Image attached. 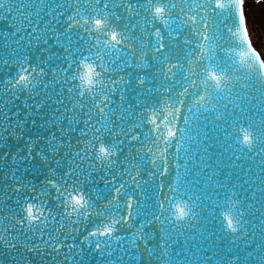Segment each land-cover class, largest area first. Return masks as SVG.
Instances as JSON below:
<instances>
[{
	"label": "snow or ice",
	"instance_id": "1",
	"mask_svg": "<svg viewBox=\"0 0 264 264\" xmlns=\"http://www.w3.org/2000/svg\"><path fill=\"white\" fill-rule=\"evenodd\" d=\"M248 3L0 0L5 25L0 66L16 69L0 82V123L8 121V106L21 93L32 116L33 94L59 81L66 87L51 101L48 122L54 129L69 124L67 131L59 127L64 139L58 141L55 131L48 140L53 155H60L56 145L65 149L60 159L66 169L59 181L47 179L40 189L21 178L16 166L32 158L33 138L27 137V151L20 155L24 149L7 151L0 134V246L14 253L11 264H79L85 247L104 264H122L123 257L111 259L113 244L119 249L127 241L139 261L141 247L149 257L157 254L153 240L157 264H209L196 256L174 262L171 247L180 236L186 241L197 234L202 240L215 236L210 222L218 223L234 246L242 241L245 247L243 255L234 253L222 264H264V57L252 41ZM258 26L264 43V5ZM50 40L63 50L64 63L46 71L54 55ZM33 50L39 53L35 63ZM153 63L159 66L161 99L133 111L125 103L128 70H146ZM137 83L144 85L146 77L139 75ZM50 99L45 91L35 109L42 111ZM206 122L215 140L229 148L227 171L223 160L210 158ZM25 123L17 122L20 131L11 133L13 139L23 136ZM74 132L79 135L72 140ZM39 155L49 159L43 151ZM244 161L249 162L246 179L237 172ZM97 173L112 189L102 206L81 187ZM49 174L55 176V169ZM148 187L151 211L145 207ZM92 217L101 219L88 229Z\"/></svg>",
	"mask_w": 264,
	"mask_h": 264
},
{
	"label": "water",
	"instance_id": "2",
	"mask_svg": "<svg viewBox=\"0 0 264 264\" xmlns=\"http://www.w3.org/2000/svg\"><path fill=\"white\" fill-rule=\"evenodd\" d=\"M122 17L125 16V13L122 9L118 10ZM44 15L43 13L41 14ZM123 23V21L121 22ZM43 25L41 24V27ZM5 27L3 22H0V30ZM27 33V29L25 32H22L21 35H25ZM225 36L227 34L225 33ZM223 43V41H221ZM48 47L51 49V52L54 54L53 59L47 65H45V70L49 71L55 67L61 66L64 61L60 59L64 55V52L61 48L55 46V44L50 40ZM174 51H182L174 50ZM0 55H5L4 52H0ZM38 52L33 50V62H36ZM158 65L153 63L151 67L146 70H136L129 69V80L131 81L128 85V91L125 93L126 100L125 103L133 106V111L138 110L142 106H146L147 104H155L158 103L161 99V92L157 91V89L161 88L162 80L161 75L158 71ZM15 66L4 67L0 66V82H3L6 77L15 75ZM143 74L146 77V83L144 85H139L137 83V77ZM48 80L52 79V76L49 75L47 77ZM61 87H66L65 85H61L59 81L53 84L50 89H47L48 96L51 99L46 103L45 108L40 111L35 109V103L40 102L45 99V91H41L39 96L33 94V98L29 100V103L32 106V111L34 114L29 116L26 114V110L24 109V101L26 99V94L21 93L19 100H13L11 104H9V119L5 123H0V134L5 136L7 139V151L15 152L17 149H24L20 155H25L28 148L27 137L31 136L35 141V147L32 150V158L26 161L18 160L16 162V166L20 169L19 176L23 178L25 181H30L34 183L37 189L41 187H47L44 184V181L47 179H59L62 177L66 164L63 162L61 156H63L65 149L56 145L59 148L60 155H53L50 152V148L48 146V140L50 133L56 131L57 140L64 139L59 134V127H62L64 131H67L69 128V124L67 121L61 122L58 128L54 129L53 126L48 122L51 119V115L54 109V105L52 104V100H55L58 94V91ZM141 93H144L143 95ZM65 104H68V101L65 100ZM55 107H59L56 105ZM35 119L36 123L32 124L31 121ZM18 121H26L23 128V136L20 139H13L11 137V133L13 131L19 132L20 129L16 127ZM205 128L209 129V141L213 143V147L210 153V158L213 163H216L220 160L225 162V171H227V161L229 159V148L226 147L222 142H217L215 140L216 133L211 130L210 124L205 123ZM78 132H74L71 134V139L75 140L78 137ZM37 137L39 139H37ZM105 142H110V138L106 137ZM129 146L125 144V148ZM4 149H0V153H2ZM43 151L46 155L49 156L47 161L41 159L39 153ZM127 153L122 154L126 156ZM135 155V153H133ZM64 159H67L64 156ZM249 166V162H242V169H238L237 172L241 178L246 179L244 176V172L247 171ZM9 167L11 165L9 164ZM55 169V176H51L49 174V168ZM150 165L147 161L143 162L144 170H147ZM25 169L27 171H25ZM84 169L87 170V164L85 163ZM0 170H3V165L0 164ZM210 174V173H209ZM235 179V177H233ZM4 183L3 171H0V186ZM81 187L84 191L89 194V196L94 200L97 206H102L107 199L111 198L112 189L111 186L107 185L102 179H100V174H94L92 181L82 183ZM51 192L55 193V189H51ZM153 195V190L151 187H148L146 196L149 197L145 201V207L148 211H151L152 200L150 197ZM53 196L48 197V202L50 207H55L56 202ZM99 197V199H96ZM259 207V205H258ZM100 217H92L91 223H89L86 227L88 229L91 228L92 224L98 223L100 221ZM211 220V218H210ZM209 227L216 233L215 236L208 238L207 234L205 237L201 238L199 234H197L195 240H185L184 236L178 237L179 243L173 245L171 247V259L175 262L177 260H185L190 259L193 256L198 257L203 261H208L209 264H222V261L226 260L229 256L234 253H239L243 255L245 251V247L242 241H237V245L234 246L231 243V237L227 234H223L221 230V226L216 223H209ZM202 241V242H201ZM67 243H71V241H67ZM127 241H124L119 245V249H123L121 252L116 244L112 245V250L114 252V256L111 259H118L123 257L122 264H157V256L159 255L158 242L156 240L152 241L153 248L156 249V255L149 257L144 248L141 247L140 252L143 254L142 258L139 261H135L136 251L131 247H125ZM67 254V253H65ZM14 253L11 251H6L2 246H0V264H11L12 257ZM79 264H104V259H102L94 249L85 247L84 252L81 254L79 258Z\"/></svg>",
	"mask_w": 264,
	"mask_h": 264
},
{
	"label": "rangeland",
	"instance_id": "3",
	"mask_svg": "<svg viewBox=\"0 0 264 264\" xmlns=\"http://www.w3.org/2000/svg\"><path fill=\"white\" fill-rule=\"evenodd\" d=\"M262 5H264V0H262L260 4H253L251 3V0H249V3L246 5V10L248 12L249 25L252 29L253 44L258 50H260L261 56L264 57V43L261 42L258 26Z\"/></svg>",
	"mask_w": 264,
	"mask_h": 264
},
{
	"label": "clouds",
	"instance_id": "4",
	"mask_svg": "<svg viewBox=\"0 0 264 264\" xmlns=\"http://www.w3.org/2000/svg\"><path fill=\"white\" fill-rule=\"evenodd\" d=\"M86 71V70H85ZM88 85H87V83L85 82V87H87Z\"/></svg>",
	"mask_w": 264,
	"mask_h": 264
},
{
	"label": "trees",
	"instance_id": "5",
	"mask_svg": "<svg viewBox=\"0 0 264 264\" xmlns=\"http://www.w3.org/2000/svg\"><path fill=\"white\" fill-rule=\"evenodd\" d=\"M262 1V0H261Z\"/></svg>",
	"mask_w": 264,
	"mask_h": 264
}]
</instances>
